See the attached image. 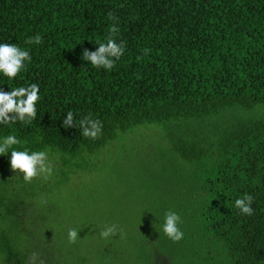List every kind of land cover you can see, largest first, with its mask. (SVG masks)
Wrapping results in <instances>:
<instances>
[{
  "label": "trees",
  "instance_id": "1",
  "mask_svg": "<svg viewBox=\"0 0 264 264\" xmlns=\"http://www.w3.org/2000/svg\"><path fill=\"white\" fill-rule=\"evenodd\" d=\"M109 11L127 45L111 70L82 59L85 48L106 41ZM37 34L41 44L25 43ZM0 43L32 57L14 79L0 73V89H40L31 124H0V140H20L0 154V264H27L32 253L44 264L108 260L79 254V236L69 243L50 232L58 223L38 200L52 181L37 176L33 191L30 182L15 192L23 174L11 169V150L46 151L64 167L59 156L102 152L140 132L159 134L167 151L193 166L206 264H264V0H0ZM70 110L77 120L101 121L97 139L63 127ZM63 167L51 180H66ZM245 193L254 197L250 216L235 208Z\"/></svg>",
  "mask_w": 264,
  "mask_h": 264
},
{
  "label": "rangeland",
  "instance_id": "2",
  "mask_svg": "<svg viewBox=\"0 0 264 264\" xmlns=\"http://www.w3.org/2000/svg\"><path fill=\"white\" fill-rule=\"evenodd\" d=\"M135 135L113 140L102 152L59 156L66 160L64 167L50 161L53 169L63 167L60 177L66 180L61 183L49 176L53 185L40 191L41 208L58 223L51 222L48 229L68 237V230L75 228L79 254L96 262L100 255L108 256L102 264L159 260V264H206L199 254L210 249L206 234L198 227L203 193L194 180L193 166L167 151L168 144L159 140V134ZM25 183L22 176L16 177L14 191H24ZM31 183L29 192L34 188ZM169 210L181 217L178 226L184 238L179 242L163 232ZM112 224L120 229L118 234L102 238L101 229ZM216 259L223 262L224 257Z\"/></svg>",
  "mask_w": 264,
  "mask_h": 264
},
{
  "label": "clouds",
  "instance_id": "3",
  "mask_svg": "<svg viewBox=\"0 0 264 264\" xmlns=\"http://www.w3.org/2000/svg\"><path fill=\"white\" fill-rule=\"evenodd\" d=\"M107 18L112 21L109 26V35L105 42L96 41L99 45L95 51L85 48L82 52V59L91 62V66L111 70L116 61L123 56L127 47L126 42L117 40L120 29L118 27L119 17L113 11L107 13ZM42 37L37 34L34 37H28L26 44H41ZM151 49L144 48L142 52L148 55ZM32 57L28 50L22 49L15 43H0V73L9 79H14L25 67V61H31ZM39 85L32 83L28 86H18L11 91L0 89V124L12 125L18 121L22 124H31L37 117V102L39 100ZM63 127H77L81 135L85 138L97 139L102 132L103 125L100 120L93 119L91 115H85L79 120L75 119L74 113L70 110L63 120ZM20 143V140L12 134H9L0 140V154L7 155L13 145ZM10 167L13 171L23 174L25 182L30 183L34 178L40 175L45 177L52 174L53 168L49 162L46 151L11 150ZM254 197L245 193L242 197L235 200V208L240 210L243 215H252L254 209L252 204ZM181 217L174 211L165 213L163 223L164 234L174 242H179L184 238V233L179 228ZM120 229L112 224L101 229L102 238H109L118 234ZM79 233L75 228L68 230L69 243H75ZM39 255L32 253L27 264H37ZM39 264H44L39 260Z\"/></svg>",
  "mask_w": 264,
  "mask_h": 264
}]
</instances>
